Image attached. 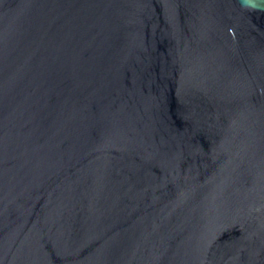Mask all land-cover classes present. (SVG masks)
<instances>
[{
  "label": "water",
  "instance_id": "obj_1",
  "mask_svg": "<svg viewBox=\"0 0 264 264\" xmlns=\"http://www.w3.org/2000/svg\"><path fill=\"white\" fill-rule=\"evenodd\" d=\"M0 264H264V0H0Z\"/></svg>",
  "mask_w": 264,
  "mask_h": 264
}]
</instances>
